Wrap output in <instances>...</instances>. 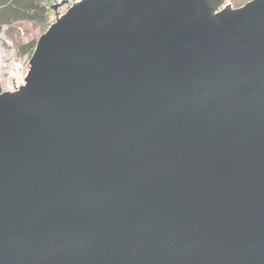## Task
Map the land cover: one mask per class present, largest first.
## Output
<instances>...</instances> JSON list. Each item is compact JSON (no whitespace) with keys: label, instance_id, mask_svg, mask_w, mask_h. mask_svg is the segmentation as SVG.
Listing matches in <instances>:
<instances>
[{"label":"water","instance_id":"obj_1","mask_svg":"<svg viewBox=\"0 0 264 264\" xmlns=\"http://www.w3.org/2000/svg\"><path fill=\"white\" fill-rule=\"evenodd\" d=\"M51 9L0 93V264H264V0Z\"/></svg>","mask_w":264,"mask_h":264},{"label":"trees","instance_id":"obj_2","mask_svg":"<svg viewBox=\"0 0 264 264\" xmlns=\"http://www.w3.org/2000/svg\"><path fill=\"white\" fill-rule=\"evenodd\" d=\"M55 12L48 6L45 0H0V30L7 27L8 35L17 23L29 21L37 26H43L45 31L51 24V18ZM44 31V32H45ZM16 48L20 54H33L36 42L29 41L17 43L13 38Z\"/></svg>","mask_w":264,"mask_h":264},{"label":"built area","instance_id":"obj_3","mask_svg":"<svg viewBox=\"0 0 264 264\" xmlns=\"http://www.w3.org/2000/svg\"><path fill=\"white\" fill-rule=\"evenodd\" d=\"M65 0H51L52 5L60 4ZM71 5L79 0H67ZM31 57L29 54H20L14 41L9 37L7 27L0 30V93L16 92L24 83L31 71Z\"/></svg>","mask_w":264,"mask_h":264},{"label":"rangeland","instance_id":"obj_4","mask_svg":"<svg viewBox=\"0 0 264 264\" xmlns=\"http://www.w3.org/2000/svg\"><path fill=\"white\" fill-rule=\"evenodd\" d=\"M248 1L249 0H227V3H231L232 6H234V7H239V6H242L243 4H245ZM45 2L49 6V3L51 2V0H45ZM63 9H65V8H62V10ZM55 18H56V14L54 16H52V18H51L52 20L51 21L55 20ZM16 25L17 26H15L13 28V30H11L12 31L11 36L20 45L24 41L27 42V43L29 41H35L36 44H37L39 36L42 33H44V31H45V28L43 26L42 27L41 26H37L36 24H34L32 22H29V21L20 22V23H17ZM23 55H25V54H23Z\"/></svg>","mask_w":264,"mask_h":264},{"label":"clouds","instance_id":"obj_5","mask_svg":"<svg viewBox=\"0 0 264 264\" xmlns=\"http://www.w3.org/2000/svg\"><path fill=\"white\" fill-rule=\"evenodd\" d=\"M63 10H64V9H63ZM63 10H62V11H63Z\"/></svg>","mask_w":264,"mask_h":264}]
</instances>
